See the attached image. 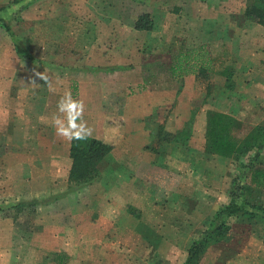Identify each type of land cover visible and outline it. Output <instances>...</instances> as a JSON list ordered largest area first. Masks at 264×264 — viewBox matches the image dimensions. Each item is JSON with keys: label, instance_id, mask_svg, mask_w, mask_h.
Instances as JSON below:
<instances>
[{"label": "rangeland", "instance_id": "374dc122", "mask_svg": "<svg viewBox=\"0 0 264 264\" xmlns=\"http://www.w3.org/2000/svg\"><path fill=\"white\" fill-rule=\"evenodd\" d=\"M247 6L246 0H0V240L4 248L20 241L12 231L24 239L40 224L37 208L26 206L27 202L45 203L66 193L54 194V170L49 168L56 134L52 116L61 115L57 101L64 94L54 89L62 82L73 99L84 102V119L93 129L90 138L103 137L100 125L105 115L112 127L107 124L104 129L119 134L124 104L149 103L146 90H156L167 77L172 90L184 77H195L194 109L204 107L214 83V101L220 109L214 112L233 118L235 138L243 140L256 127H264V46L257 44L256 49L248 36V26L260 25L245 19ZM143 14L152 20L151 31L134 28ZM200 47L212 59L213 72L207 77L188 74L173 79L169 67L174 57ZM252 50L259 54H251ZM223 70L231 76L220 74ZM35 72L45 73L49 83ZM18 152L24 167L16 170L5 156ZM255 154V149L229 158L204 154L198 159L202 176L192 174L187 165L185 205L169 208L171 216L183 213L186 222L163 224L170 238L161 239L156 231L147 230L144 246L122 256L124 264H183L190 245L230 200L232 179L243 173L241 182L250 187V169L242 165L264 168V148L252 162ZM78 186L72 183L70 189ZM32 193L38 196H29ZM243 198L264 208V188L251 187ZM158 210L166 216L162 206ZM128 212L138 215L135 208ZM104 224L92 227V233L103 231ZM227 226L225 237L206 246L193 264H264V219L237 214ZM99 245L87 255L88 264H110L107 251ZM33 251L20 254L28 264L35 261ZM49 255L34 264H54V252Z\"/></svg>", "mask_w": 264, "mask_h": 264}, {"label": "crops", "instance_id": "0c3cea01", "mask_svg": "<svg viewBox=\"0 0 264 264\" xmlns=\"http://www.w3.org/2000/svg\"><path fill=\"white\" fill-rule=\"evenodd\" d=\"M259 27L248 26L251 32L248 36L253 46L261 43L263 45L258 47L263 49L264 27ZM253 53L259 54V51L252 50ZM213 81L217 83L216 79ZM179 83L180 86L172 90L171 80L167 77L162 85L152 87L156 90H146L150 94L149 103L140 101L132 106L125 103L121 113L123 126L120 131L116 130L119 134H113L112 124L106 121L108 117L105 115L100 125L103 137L97 139L110 145L111 150L98 164V177L74 190L68 188L70 142L54 134V161L49 162V168L54 170L52 190L54 194L63 190L66 193L45 203L36 201L40 224L34 227L28 238L21 239L12 231L20 241L11 243L9 249H5V242L0 240V246L4 248L0 249V264H28L20 255L26 250H34L36 254L33 253L35 261L30 260L32 264L52 252L54 264H88L87 255L98 243L107 251L110 264H124L122 256L144 246L147 230L156 231L162 239L169 233L163 224L186 222L183 213L171 216L169 208L185 205L182 192L187 179L183 172L187 165L192 174L202 171L198 159L205 154L206 115L220 109L214 101L217 90L214 83L207 103L200 109L191 105V92L197 90L195 77L186 76ZM66 90L68 85L62 82L54 92L62 94ZM188 123V141L173 140L174 136L187 131ZM107 124L110 127L104 129ZM5 157L12 161L10 167L16 170L24 167L20 152ZM19 182L23 183L22 180ZM34 195L38 196L33 193L29 196ZM160 206L166 216L159 213ZM128 208H135L138 215H131ZM170 217L174 218L169 220ZM98 224H104V230L99 232L98 228L92 233L91 228L98 227ZM158 225L160 230L155 229ZM151 252L155 254L154 249Z\"/></svg>", "mask_w": 264, "mask_h": 264}, {"label": "trees", "instance_id": "16d2710c", "mask_svg": "<svg viewBox=\"0 0 264 264\" xmlns=\"http://www.w3.org/2000/svg\"><path fill=\"white\" fill-rule=\"evenodd\" d=\"M246 1L248 6L244 9L245 19L264 27V0ZM134 28L137 31H151L153 23L149 15L143 14L139 16ZM212 65L213 62L208 52L203 47H200L176 55L169 68L173 79H181L188 74H194L198 78V76L207 77V74L212 73ZM220 74L226 75L227 78L231 76L227 70H223ZM189 126L188 123L187 131L184 130L174 136L173 140L182 143L188 141L190 137ZM234 129L235 122L230 115L214 111L207 112L205 154L229 158L255 149L256 154L253 156L252 162L256 161L260 151L264 148V127H256L243 140L235 138ZM180 136L182 138H179ZM110 150V145L95 138L88 137L85 140H72L69 149L71 168L68 173V188H70L72 183L80 184L81 186L94 180L93 178L97 176L96 163H99ZM242 167L250 169V187L241 182L243 173L236 175L232 179L229 192L230 200L225 206L216 211L208 228L190 245L183 264H193L206 246L220 242L229 231L227 226L229 218L237 214H244L248 218L260 217L264 219V208L251 204L243 198L251 187L256 189L264 188V168H253V166L245 165H242ZM36 205V200L26 203V206L31 207L33 210Z\"/></svg>", "mask_w": 264, "mask_h": 264}, {"label": "clouds", "instance_id": "9594fccd", "mask_svg": "<svg viewBox=\"0 0 264 264\" xmlns=\"http://www.w3.org/2000/svg\"><path fill=\"white\" fill-rule=\"evenodd\" d=\"M34 75L47 85L48 76L45 73L35 72ZM31 84H37L34 80ZM85 105L82 100L73 99L71 90H66L57 101V112L53 114L52 124L56 135L71 142L72 140H85L92 135L93 129L84 119Z\"/></svg>", "mask_w": 264, "mask_h": 264}]
</instances>
